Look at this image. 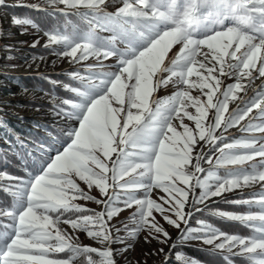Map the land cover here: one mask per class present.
<instances>
[{
    "label": "snow or ice",
    "instance_id": "6c2138e0",
    "mask_svg": "<svg viewBox=\"0 0 264 264\" xmlns=\"http://www.w3.org/2000/svg\"><path fill=\"white\" fill-rule=\"evenodd\" d=\"M10 7L55 18L11 23L71 70L43 77L42 135L0 116V264H132L141 233L161 247L136 264H201L183 251L197 245L264 264V0H0ZM126 210L132 227L117 226Z\"/></svg>",
    "mask_w": 264,
    "mask_h": 264
},
{
    "label": "rangeland",
    "instance_id": "374dc122",
    "mask_svg": "<svg viewBox=\"0 0 264 264\" xmlns=\"http://www.w3.org/2000/svg\"><path fill=\"white\" fill-rule=\"evenodd\" d=\"M38 2H40V0H24V3ZM9 3H17V0H9ZM0 19H2L5 33L4 38L0 40V45L14 46L11 52H6L0 47V100L11 101L12 103L11 107L4 108V111L3 113H0V116H2L3 119L7 121L8 125L14 129L15 133L19 134L21 137H29L21 135V131L26 134L40 132L38 135H42L43 126H53L54 120V117L49 111L48 97L42 95L40 89H27V91H25V88L20 85L18 77L26 74L38 75L41 73H57L63 76L59 77L61 81H66V74L71 70V66L67 61L57 60L55 56L50 55L49 53L31 52L30 50L32 47H30V45L34 39L38 38V36L33 34L21 35L20 29L12 25L10 16L5 15L4 12L0 13ZM39 36L42 37V33H40ZM43 43L44 39L41 38L40 44L34 49H44ZM6 56H11L12 58H3ZM40 57H44V60L41 61ZM53 60H56L55 64L52 63ZM13 65H15V67H13ZM165 94L170 93L161 92V95ZM37 107H39V111L36 110ZM37 124H40L42 127L36 128L35 125ZM236 135H240V133L236 132ZM0 137H5V132L3 130H0ZM0 144L6 146L4 139H0ZM10 158L11 162L14 161L16 164L20 165L15 158L14 160H12V157ZM20 166L22 169V165ZM90 206L96 207L95 205ZM129 215L130 211H124L119 218L120 223H118L117 226L122 227L124 223H127L129 227H132L131 222L127 219ZM113 223H117V221L114 220ZM169 230L173 237L177 235L176 230L171 228ZM122 235L127 236V233H122ZM144 235V233H141L138 238L132 240L131 242L133 243L134 248L126 253L132 261V264H136V261H143L144 253L161 247V245H158L155 241L151 244L144 243ZM81 240L84 243H92L83 236H81ZM116 247H122V245H117ZM192 247L199 248L200 246L197 245ZM188 256L191 257L190 255ZM118 259L120 260V264H128V261L124 260L123 256L118 257ZM163 261V255L147 258V264H162ZM197 261L201 262V264H207L203 261ZM236 264H242V262L237 259Z\"/></svg>",
    "mask_w": 264,
    "mask_h": 264
},
{
    "label": "trees",
    "instance_id": "16d2710c",
    "mask_svg": "<svg viewBox=\"0 0 264 264\" xmlns=\"http://www.w3.org/2000/svg\"><path fill=\"white\" fill-rule=\"evenodd\" d=\"M10 4H16V3H10ZM5 15H9L10 19L12 21V17L15 16H31L32 18H34L39 24L41 25H47L49 23H51L55 18L54 17H50L45 15L42 12H37V11H30L28 9L25 8H19V7H10L8 9L5 10ZM17 27V26H16ZM33 53H46L48 54L49 52L46 49H34L31 48L30 50ZM44 76H49L51 79L54 80H60L61 79L59 77H63L57 73H41L38 75H31V74H26V75H22L18 77V81L20 83V85L23 88L26 89H30V90H39L41 91V89H43V91H41L42 95H45V92H48L52 89V86L43 78ZM58 92H62V89H57ZM51 127V126H49ZM38 132L32 134V133H28L26 134L25 132L21 131V135H25V136H37ZM7 148V146H4L2 144H0V150H5ZM11 159V158H9ZM12 160H14V158L12 157ZM20 169V171L22 172L21 166L19 164H16L14 161H10L9 163V170L15 172L17 171V169ZM213 207H215V205H213ZM219 207L222 209L224 208L225 210H233L231 206L229 205H225L223 203L219 204ZM208 219L210 222H213L215 224H217L219 227H221L223 230L226 231H243L246 232L247 230L234 225L231 222H227V221H221L219 220V218L216 217H210L207 215V213H205L204 217ZM188 255H190L192 258H195L196 260L199 261H203L207 264H225V262L223 261V259L219 256V255H211L209 254L207 251H202L199 250V248H193V247H185L183 249Z\"/></svg>",
    "mask_w": 264,
    "mask_h": 264
}]
</instances>
